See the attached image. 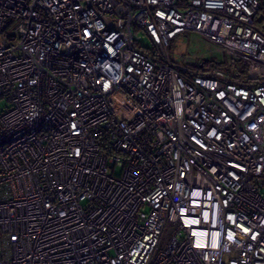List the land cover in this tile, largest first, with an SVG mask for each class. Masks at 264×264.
Returning a JSON list of instances; mask_svg holds the SVG:
<instances>
[{"label": "built area", "instance_id": "built-area-1", "mask_svg": "<svg viewBox=\"0 0 264 264\" xmlns=\"http://www.w3.org/2000/svg\"><path fill=\"white\" fill-rule=\"evenodd\" d=\"M260 8L0 0V264H264ZM189 31L227 68L175 66Z\"/></svg>", "mask_w": 264, "mask_h": 264}, {"label": "rangeland", "instance_id": "rangeland-1", "mask_svg": "<svg viewBox=\"0 0 264 264\" xmlns=\"http://www.w3.org/2000/svg\"><path fill=\"white\" fill-rule=\"evenodd\" d=\"M260 3L261 8L255 15V19L257 25L264 27V0H260ZM136 35L140 36L138 39L139 45L152 47L150 39L143 30L137 29ZM169 54L171 62L175 66L187 70L195 69L196 63H199L201 60L222 61L225 64V68H227L229 61V55L226 52L221 51L216 44L203 38L198 33L190 31L177 35L171 41ZM242 66V60L235 58V64L232 67L240 68L243 72L244 69ZM116 173H119V169L116 170ZM261 190L264 192V186L261 187Z\"/></svg>", "mask_w": 264, "mask_h": 264}, {"label": "trees", "instance_id": "trees-1", "mask_svg": "<svg viewBox=\"0 0 264 264\" xmlns=\"http://www.w3.org/2000/svg\"><path fill=\"white\" fill-rule=\"evenodd\" d=\"M260 27H262V26H260ZM262 28H264V27H262ZM199 64H202V68L200 69V72L203 74H209V73L213 72L215 69L225 67V64L222 61L218 62V61H213V60H201L199 63H196L195 68H198Z\"/></svg>", "mask_w": 264, "mask_h": 264}, {"label": "flooded vegetation", "instance_id": "flooded-vegetation-1", "mask_svg": "<svg viewBox=\"0 0 264 264\" xmlns=\"http://www.w3.org/2000/svg\"><path fill=\"white\" fill-rule=\"evenodd\" d=\"M199 66H200V64H199ZM199 66H198L199 69L198 68H195L194 70L195 71H200V69L202 68V66H200V67Z\"/></svg>", "mask_w": 264, "mask_h": 264}, {"label": "water", "instance_id": "water-1", "mask_svg": "<svg viewBox=\"0 0 264 264\" xmlns=\"http://www.w3.org/2000/svg\"><path fill=\"white\" fill-rule=\"evenodd\" d=\"M187 70V69H186ZM188 72H190V73H196L195 71H192V70H188Z\"/></svg>", "mask_w": 264, "mask_h": 264}]
</instances>
